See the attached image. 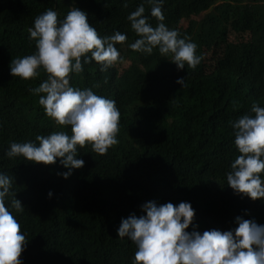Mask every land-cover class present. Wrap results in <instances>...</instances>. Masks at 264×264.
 I'll return each instance as SVG.
<instances>
[{
    "label": "trees",
    "instance_id": "trees-1",
    "mask_svg": "<svg viewBox=\"0 0 264 264\" xmlns=\"http://www.w3.org/2000/svg\"><path fill=\"white\" fill-rule=\"evenodd\" d=\"M140 4L155 26L147 0H0V172L12 178L6 205L16 196L23 206L9 208L26 237L22 264H131L135 244L116 230L122 217L143 214L139 206L149 200L190 202L186 231L229 230L238 215L264 224V201L226 184L239 155L232 122L254 102L264 107V0H163V23L195 42L202 57L179 70L171 53L128 47L138 35L127 17ZM75 7L98 35L120 31L126 40L115 44L123 59L104 71L82 59V71L69 74L71 86L114 100L120 115L118 142L103 154L88 142L77 145L84 164L65 179L60 158L46 165L5 155L12 142L71 134L70 125L45 113L43 93L30 91L48 73L40 68L22 79L9 64L35 51L27 30L38 14L52 8L62 19Z\"/></svg>",
    "mask_w": 264,
    "mask_h": 264
},
{
    "label": "clouds",
    "instance_id": "clouds-1",
    "mask_svg": "<svg viewBox=\"0 0 264 264\" xmlns=\"http://www.w3.org/2000/svg\"><path fill=\"white\" fill-rule=\"evenodd\" d=\"M147 2L151 5L150 15L158 23L150 24L144 5H138L127 17L138 35L128 47L147 54L157 47L163 55L172 54L171 61L178 70L186 65L195 68L202 59L196 52V43L163 23V0ZM87 15L75 7L58 19L54 9H45L27 30L29 39L35 40V51L12 58L9 64L10 74L22 79L37 77L40 68L48 73L30 91L43 93L39 104L45 113L59 125H70L71 134L53 131L37 135L38 143L12 142L5 155H20L46 165L60 158L59 164L67 171L58 174L65 179L84 164L76 155L77 145L88 142L95 152L103 154L118 142L120 114L115 101L95 94L91 88L81 89L69 83L70 73L82 71V59L83 64L96 61L101 71L123 59L115 44L124 42L126 35L120 31L98 35ZM183 82V77L176 80L179 85ZM231 127L239 155L230 163L226 184L236 194L264 201V107L254 102L250 113L240 115ZM11 182V177L0 172V264H22L19 257L26 243L18 220L9 210H20V200L14 196L10 204L5 203L6 196L11 195ZM139 207L143 214L122 217L116 230L119 237H127L135 244L131 264H264V224L254 219L238 215L234 218L237 226L229 230L212 228L200 232L192 225L193 230L186 231L195 211L190 202L174 205L149 200Z\"/></svg>",
    "mask_w": 264,
    "mask_h": 264
},
{
    "label": "rangeland",
    "instance_id": "rangeland-1",
    "mask_svg": "<svg viewBox=\"0 0 264 264\" xmlns=\"http://www.w3.org/2000/svg\"><path fill=\"white\" fill-rule=\"evenodd\" d=\"M217 4H220V2H218ZM261 10V9H260ZM201 16V15H200Z\"/></svg>",
    "mask_w": 264,
    "mask_h": 264
}]
</instances>
